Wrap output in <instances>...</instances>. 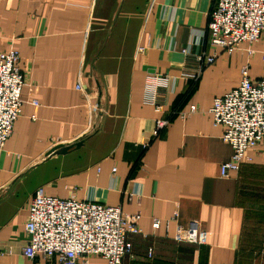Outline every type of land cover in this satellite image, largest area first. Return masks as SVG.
<instances>
[{
  "label": "crops",
  "instance_id": "0c3cea01",
  "mask_svg": "<svg viewBox=\"0 0 264 264\" xmlns=\"http://www.w3.org/2000/svg\"><path fill=\"white\" fill-rule=\"evenodd\" d=\"M213 1L0 0V52H19L26 81L22 113L0 149V246L12 245L0 264H60L57 256L22 252L39 188L140 213L148 236H131L133 254L123 264H236L246 223L240 201L246 180L264 170V147L242 171L223 177L233 148L210 108L240 85L244 65L251 79L264 77V37L221 54L195 84L181 78L206 50L204 43L182 52L204 34ZM149 73L176 77L174 90L159 95L161 111L144 103ZM157 119L169 126L152 138ZM176 207L179 217L167 228ZM154 217L161 219L157 230ZM192 221L207 231L206 244L176 238L178 225ZM87 264L109 263L93 255Z\"/></svg>",
  "mask_w": 264,
  "mask_h": 264
},
{
  "label": "built area",
  "instance_id": "2783aa9c",
  "mask_svg": "<svg viewBox=\"0 0 264 264\" xmlns=\"http://www.w3.org/2000/svg\"><path fill=\"white\" fill-rule=\"evenodd\" d=\"M263 37L264 0H214L204 34L192 39L182 52L192 54L193 44L204 43L206 50L195 55L196 67L184 68L181 78L195 84L206 67L213 65L221 54L233 53L241 44L252 45ZM253 52L250 48L249 54ZM19 62L17 50L0 52V149L5 147L22 113V90L26 81ZM249 68V64L243 66L240 85L216 97L210 108L214 124L223 128V139L233 148L232 159L221 165L223 177L239 173L245 164L253 161L254 152L264 147V77L251 79ZM175 79L168 74L149 73L144 103L161 111L163 105L159 95L162 90H174ZM196 109L197 106L192 105L190 112ZM168 126V119H157L152 138L158 137ZM150 141L143 146L148 147ZM113 171L116 172V168ZM28 209L26 231L29 240L22 246V252L29 258L57 256L60 264H87L90 256L98 255L109 264H123L124 257L133 254L131 236H148L139 223L141 214H126L120 205L64 199L47 195L39 188ZM179 214L176 207L172 216L164 221L167 228L177 221ZM160 226L161 219L154 217V230ZM176 238L201 246L206 244L207 231L199 222L192 221L187 226L178 225ZM11 247L9 243L1 244L0 257L10 252ZM154 253V247H149L148 257L153 258Z\"/></svg>",
  "mask_w": 264,
  "mask_h": 264
},
{
  "label": "rangeland",
  "instance_id": "374dc122",
  "mask_svg": "<svg viewBox=\"0 0 264 264\" xmlns=\"http://www.w3.org/2000/svg\"><path fill=\"white\" fill-rule=\"evenodd\" d=\"M254 174L253 179L246 180L244 185L249 188L244 189L241 197L247 222L240 264H264V188L259 187L264 184V170Z\"/></svg>",
  "mask_w": 264,
  "mask_h": 264
},
{
  "label": "water",
  "instance_id": "95a60500",
  "mask_svg": "<svg viewBox=\"0 0 264 264\" xmlns=\"http://www.w3.org/2000/svg\"><path fill=\"white\" fill-rule=\"evenodd\" d=\"M83 142H84V139H81V140H79V141H77L75 143H72V144H69V145H65V146L57 149L55 152L56 153H65V152H67L68 150H70L72 148L81 146L83 144Z\"/></svg>",
  "mask_w": 264,
  "mask_h": 264
},
{
  "label": "trees",
  "instance_id": "16d2710c",
  "mask_svg": "<svg viewBox=\"0 0 264 264\" xmlns=\"http://www.w3.org/2000/svg\"><path fill=\"white\" fill-rule=\"evenodd\" d=\"M243 170V169H242ZM241 170V171H242ZM261 172V171H260ZM244 187V185H243V183H242V188ZM259 187L260 188H264V184L263 185H259ZM258 187V188H259ZM249 188V187H248ZM258 188H252V189H255V190H257ZM242 199V198H241ZM241 202V201H240ZM242 203V202H241ZM247 222V221H246ZM245 232H246V223H245V227H244V233H243V236L245 235ZM243 242H244V237H243V240H242V244H241V247H240V251H239V253H238V257H237V260H236V264H240V258H241V256H242V252H243Z\"/></svg>",
  "mask_w": 264,
  "mask_h": 264
}]
</instances>
